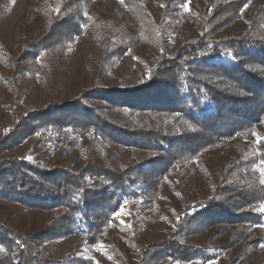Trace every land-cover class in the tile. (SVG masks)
I'll use <instances>...</instances> for the list:
<instances>
[{"label":"trees","instance_id":"1","mask_svg":"<svg viewBox=\"0 0 264 264\" xmlns=\"http://www.w3.org/2000/svg\"><path fill=\"white\" fill-rule=\"evenodd\" d=\"M92 1L56 0L58 9L50 15L46 36L31 44L28 52L45 54L51 38L67 40L92 23L95 18L85 11ZM135 1L142 14L140 0ZM245 5L238 0L225 9L238 13ZM110 24L101 27L98 22L105 46L102 71L139 38L125 35L119 20ZM222 24L203 30L173 53L166 48L160 26H150L146 31L162 54L146 79L135 84L125 81L116 88L101 79L65 102L56 100L49 68L37 56L43 61L34 68L41 66L37 77L47 89L48 102L27 109L0 130V201L45 211L53 218L49 223L36 221L27 230L0 222V264H96L92 257L48 256L39 252L36 242L80 236L88 245H97L120 224V212L129 203L156 205L175 168L194 160L202 165L209 148L225 147L262 121L264 11L257 12L241 36L218 38ZM16 86L18 104L22 94ZM26 144L75 151L84 163L78 169L50 167L43 160L7 155ZM256 148L255 154L242 153L228 165L210 196L187 198L171 235L144 248L140 264H205L228 246L192 243L194 237L211 228L217 236L223 224L238 237L245 225L263 223L264 184L255 176L254 166L264 162V139Z\"/></svg>","mask_w":264,"mask_h":264},{"label":"rangeland","instance_id":"2","mask_svg":"<svg viewBox=\"0 0 264 264\" xmlns=\"http://www.w3.org/2000/svg\"><path fill=\"white\" fill-rule=\"evenodd\" d=\"M236 1L140 0L144 11L138 14L134 0H93L85 9L95 18L92 23L71 33L67 40L51 38L45 54L39 50L33 55L28 51L34 46L31 44L46 36L50 15L58 9L56 0H0V130L27 109L47 104V89L37 77L41 66L34 68L42 58L52 75L58 102L71 99L77 90L93 88L101 79L102 84L111 88L119 87L125 81L135 84L148 77L162 54L146 31L150 26H160L170 53L183 43L200 37L203 30L222 23V29L216 35L218 38L241 36L251 28L257 12L264 11V0H244L246 5L242 10L228 13L225 6ZM146 15L151 17L149 21ZM116 20L123 23L125 35H139V38L127 52L113 58L106 71H102L105 46L98 22L104 27ZM28 56L36 59L25 61L31 59ZM15 85L17 89L21 88L22 94L18 104ZM16 105L19 106L16 108ZM254 126L250 133L230 139L225 147L209 148L201 158L202 165L194 160L175 168L168 175L156 205L129 203L120 212V224L105 233L97 245H88L80 236H68L37 241L39 252L48 256L92 257L96 264H140L144 248L171 235L187 198L197 201L210 196L211 188L220 182L228 165L239 160L242 153L255 154L260 140L264 139V118ZM7 155L43 160L50 167L60 164L78 169L84 163L77 152L64 153L61 147L53 145H21ZM254 174L264 184L263 161L254 166ZM52 218V214L45 211L0 201V222L20 229H30L36 221L49 223ZM252 224L241 230L243 241H240L241 236L232 237L235 230L225 227L226 224L217 236L213 235L216 229L211 228L191 241L200 245L213 242L228 246L217 259L205 264H264V222ZM160 264L173 263L162 261Z\"/></svg>","mask_w":264,"mask_h":264},{"label":"snow or ice","instance_id":"3","mask_svg":"<svg viewBox=\"0 0 264 264\" xmlns=\"http://www.w3.org/2000/svg\"><path fill=\"white\" fill-rule=\"evenodd\" d=\"M190 2V0H189ZM261 211H264V207L261 208ZM116 215H119V213H117ZM262 247H264V245H262Z\"/></svg>","mask_w":264,"mask_h":264}]
</instances>
